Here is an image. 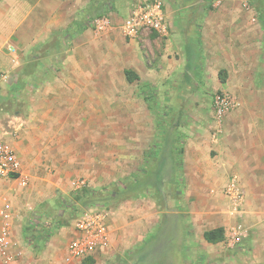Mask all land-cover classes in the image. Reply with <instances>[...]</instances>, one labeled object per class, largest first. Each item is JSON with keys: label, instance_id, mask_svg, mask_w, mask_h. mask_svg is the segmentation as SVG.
<instances>
[{"label": "crops", "instance_id": "obj_1", "mask_svg": "<svg viewBox=\"0 0 264 264\" xmlns=\"http://www.w3.org/2000/svg\"><path fill=\"white\" fill-rule=\"evenodd\" d=\"M106 1L0 0V69L13 77L21 64L36 66L35 63L39 62L34 69L39 74L34 76L45 80L40 79V92L46 94L47 106L70 111V117L59 122L62 133L56 137L60 140H73L69 132L63 131L72 130L71 117L76 120L79 109H84L88 116L91 114L94 118L96 109H106V103L110 102L111 80L107 70L95 69V40L92 27L88 26L91 14L96 10L106 11L110 0ZM125 2L123 0V11L129 13L130 7L125 8ZM166 13L170 26L166 41L162 42L156 34H144L147 42L156 48L151 55L138 48L136 57H133V51L125 48L130 57L125 52L123 86L146 85L136 91L138 107L144 108L147 104L145 88L152 86L155 92L166 88V84L149 76L156 71L158 77H164L168 89L170 82L178 80L186 85L189 94L194 92L192 96L200 93V96L208 94L211 98L203 101L202 97H189L187 124L195 125L198 115L207 111L211 120L215 115L214 94L233 91V75L228 71L229 77L223 82L219 72L222 68H231L236 42L244 39L249 49L250 42L255 41V18L250 20L249 13L240 7L226 5L204 11L199 21L185 20L178 24L173 23L168 10ZM71 42L72 47L66 48ZM133 42L136 41L130 40L129 45ZM11 49L17 52L15 57L20 63L17 67L12 63ZM126 71L136 74L138 80L129 82ZM262 89V100L240 99V113L248 110L246 118L237 112L239 109L231 113L237 114L232 117L237 131L230 134L227 128L231 116L222 127L213 123L209 130L208 126L199 123L200 126L192 125L189 129L182 153L180 197L174 198L180 203L177 211H164L161 200L144 197L139 191L133 198L123 201V211L118 213L119 219L115 224L113 218L107 216L109 244L102 250L111 255L123 253L125 264H196L197 260L199 264L224 263L222 251L223 247L229 249L227 241L235 218L246 213V207L261 205L251 199V194H259L254 190L262 188L258 174L264 173V78ZM173 90L174 94L178 91ZM129 98H123V103L130 102ZM136 119L137 126L151 125L153 147L159 138L157 120ZM30 127L32 129V125ZM143 137L138 129L136 134L127 135L131 149L135 147L136 156L142 158L144 152L139 153L138 146ZM29 141L32 142L31 139ZM236 179L242 185V209L226 193ZM220 227L225 229V239L217 244L209 243L204 237L205 232ZM65 230H69L72 238L77 235L75 227L61 229L59 233L64 235ZM59 238L60 235L56 242Z\"/></svg>", "mask_w": 264, "mask_h": 264}, {"label": "rangeland", "instance_id": "obj_2", "mask_svg": "<svg viewBox=\"0 0 264 264\" xmlns=\"http://www.w3.org/2000/svg\"><path fill=\"white\" fill-rule=\"evenodd\" d=\"M125 1L124 7L131 9L134 4L146 0ZM161 1L175 24L185 20L199 21L203 18L204 11L221 5L240 7L249 13L250 20L255 18V41L250 42L249 49L244 39L236 42L234 60L232 64L229 61L231 68H222L219 72L226 76V81L228 71L233 75V91H219L212 98L214 111L217 95L227 94L234 99L236 105L223 118L220 127L231 116L227 128L230 134L237 131L232 118L237 114L231 113L242 106L240 99H263L264 0ZM122 3L123 0H110L105 12L96 10L89 18L88 26L92 27L95 40V69L108 71V78L111 80L110 102L106 103V109L97 108L94 118L91 114L88 116L84 109L78 110L76 120L71 117L72 130L63 132H69L73 140L63 137L60 140L56 137L62 133L59 122L68 119L70 111L49 109L47 106V96L40 92V79L43 77L34 76L39 74L34 70L39 62L35 63L36 66L21 64L16 74L0 86V130L13 131V136L7 139L19 153L23 168L21 181L26 182H0V191L13 187L11 191L14 206L19 213L15 241L18 252L21 251L22 254L13 264H64L68 245L73 238L70 237L69 230H65L67 235L60 234L61 229L75 227V221L91 210L107 212L115 224V220L119 219L118 213L123 211V201L133 198L139 191L144 197L161 200L164 211L176 212L180 203L174 198L180 197L182 153L189 129L200 123L210 130L213 123L218 124L216 115L209 119L208 111L198 115L200 121H195V125L190 122L187 124L185 120L190 105L187 102L189 97H202L203 101L211 98H208V94L200 96V93L192 96L194 92L189 94L186 85L178 80L170 82L168 89L167 82L163 81L164 77H158L156 71L149 73V76L166 84V88L161 87V92H155L152 86L145 88L147 104L145 103L144 108L138 107L136 91L146 85L123 86V70L126 66L123 56L126 52L130 57V52L127 51H133L132 56L136 57L138 48L151 55L156 48L147 42L146 35L138 37L133 45H129L130 40H126L121 31V26L129 15L128 11H123ZM101 19L108 21L104 30H99L96 26ZM78 31L81 32L82 29L79 28ZM73 34L71 32V37ZM159 39L163 42L167 38ZM72 45L71 42L66 48ZM209 83L212 85V82ZM173 89L178 90L176 94L172 92ZM123 90L126 92L123 93ZM127 96H130V102L123 103V98ZM241 111L239 109L237 112ZM246 112L248 110L240 114L246 118ZM137 117L157 120L159 138L153 147L150 140L151 125L143 128L137 126ZM137 129L144 135L138 146L139 153L144 152L143 165V158L136 156L135 147L131 149V144L127 142V135L136 134ZM258 175L262 188L254 190L259 191V194H251V199L261 205L252 204L246 207V213L238 214L235 218L230 234L236 230L242 235V240L233 249L223 247V264H264V173L260 172ZM73 182H85V185L75 189ZM83 188L90 191L75 199L76 193ZM168 208L171 210H167ZM59 235L61 238L56 242ZM107 253L106 250L100 251L96 256V264H125L123 253ZM196 264H199V260Z\"/></svg>", "mask_w": 264, "mask_h": 264}, {"label": "built area", "instance_id": "obj_3", "mask_svg": "<svg viewBox=\"0 0 264 264\" xmlns=\"http://www.w3.org/2000/svg\"><path fill=\"white\" fill-rule=\"evenodd\" d=\"M108 21L101 19L97 21L99 30L106 29ZM121 31L123 35L135 40L144 34H156L160 38H167L170 34V26L167 20L166 11L161 0L144 1L134 4L128 17L124 20ZM13 54L12 63L19 66V60L15 57L17 52L11 49ZM11 78L10 74L0 69V86ZM215 115L220 124L223 118L235 107L232 97L227 94H220L215 97ZM13 136L11 130H0V182L11 181L21 184L23 168L20 157L7 139ZM75 189L85 185V182H73ZM8 185V184H6ZM12 188L7 191H0V264H13L22 254L18 252L15 235L19 213L14 206ZM237 204L239 209L244 202L242 185L234 180L231 187L226 190ZM108 213L105 211H88L75 221L77 235L73 238L67 248L64 264L82 263L83 260L93 257L107 247L109 244ZM242 240V235L233 230L229 235L227 245L230 249L235 248Z\"/></svg>", "mask_w": 264, "mask_h": 264}, {"label": "trees", "instance_id": "obj_4", "mask_svg": "<svg viewBox=\"0 0 264 264\" xmlns=\"http://www.w3.org/2000/svg\"><path fill=\"white\" fill-rule=\"evenodd\" d=\"M125 75L129 82H134L138 80V76L131 71H126ZM220 76H221L220 77L221 81L224 82L226 77L224 76L222 72L220 73ZM88 191L90 190H86L85 188L79 190L75 195V199H79L82 195H86ZM204 237L209 243H212V244L220 243L225 239V229L223 227H220L217 229L207 231L205 232ZM81 264H96V259L93 257H90V258L83 260Z\"/></svg>", "mask_w": 264, "mask_h": 264}]
</instances>
